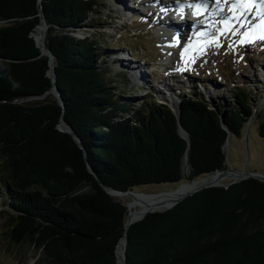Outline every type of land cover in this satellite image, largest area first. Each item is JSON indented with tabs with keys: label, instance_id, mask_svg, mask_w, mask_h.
Listing matches in <instances>:
<instances>
[{
	"label": "trees",
	"instance_id": "16d2710c",
	"mask_svg": "<svg viewBox=\"0 0 264 264\" xmlns=\"http://www.w3.org/2000/svg\"><path fill=\"white\" fill-rule=\"evenodd\" d=\"M101 4L0 0V205L5 238L35 250L36 264H116L127 207L95 177L117 191L174 189L226 169L225 144L242 137L251 118L264 138V103L256 108L264 93L256 85L235 86L215 102L196 90V78L171 79L177 115L153 91L134 108L116 55L125 46L107 45L97 31L107 20ZM40 12L64 112L53 95L36 99L52 86L48 57L33 37ZM86 29L94 34L78 36ZM61 116L95 177L72 136L58 130ZM125 255V264H264V181L207 188L146 215L129 227Z\"/></svg>",
	"mask_w": 264,
	"mask_h": 264
},
{
	"label": "rangeland",
	"instance_id": "374dc122",
	"mask_svg": "<svg viewBox=\"0 0 264 264\" xmlns=\"http://www.w3.org/2000/svg\"><path fill=\"white\" fill-rule=\"evenodd\" d=\"M173 1L102 0L101 14L107 17V20L101 21L105 25L97 31L104 34L102 38L105 39L104 42L107 41V45L119 42L125 46L124 50L119 49L116 53L127 73L129 93L125 100L137 108L138 99L153 91L152 95L159 103L178 105V91L171 89V79L184 77L196 78V90L203 92L209 100L213 98L215 102L222 96L229 97L235 86L245 89L248 86L254 88L256 85L254 91L264 93V81L261 82L264 75L260 74L264 71V41L256 40L241 46L237 35L217 37V25L212 23L215 16L213 0H208L205 21L201 16L199 19L202 23L195 20L193 24L182 27L186 30L184 37H181L185 39L183 43L177 47L172 40L162 42L158 34L162 25L175 23L169 20L173 12L168 19L165 16L159 17L158 13L165 6H172L173 3L170 2ZM192 28H206V33L217 38L220 46H216L215 40H208L207 34L193 41ZM84 33L94 34L93 29H86L79 32L78 36H84ZM185 48L188 49L187 52ZM198 49L200 51H197ZM182 52H185L183 60ZM132 56L136 60H131ZM249 79L252 84H247ZM199 81L211 84L212 93L205 90ZM263 103L264 99L258 101L256 108ZM258 124L259 121H253L249 127H245L242 137L230 136L227 140L224 148L226 168L264 175V138L257 135ZM186 174L187 170L184 168V175ZM228 181L224 179L221 183ZM172 187L174 185L171 184L147 185L134 188V191L152 194L169 191ZM2 207L0 205V264H36L40 255L35 250L26 245L17 247L5 238L7 215L2 212Z\"/></svg>",
	"mask_w": 264,
	"mask_h": 264
},
{
	"label": "water",
	"instance_id": "95a60500",
	"mask_svg": "<svg viewBox=\"0 0 264 264\" xmlns=\"http://www.w3.org/2000/svg\"><path fill=\"white\" fill-rule=\"evenodd\" d=\"M38 2L40 3V0H38ZM38 28L45 29V31L47 29L46 22L44 20L43 14L41 12L39 14V24L36 27V31L35 32H37ZM44 34H45V32H44ZM33 37H34V42L39 47L41 54L46 56V57H48V67H49L48 76L51 79V85H52L50 90L45 92L43 96L37 97L36 99H43L44 97H46L48 95H53L56 98V100L58 101L59 106L62 108V112H64V105H63V102L61 100V97H60L59 92H58L57 87H56V73H55L54 65H53V56H52L51 52L45 47L44 35H43V37H39V39H37L35 37V35H33ZM162 103L166 104L165 102H162ZM169 107L176 115L179 113L178 109L177 108L175 109L173 107V105H171ZM253 116L254 115H252V117ZM251 120H252V118L248 121L247 127H249V125L251 123ZM57 128H58V130L60 132L67 133V134L72 136V138L74 139V141L76 142L78 147L83 152V157H84L83 159H84L87 171L91 175H93L95 177V173H94V171L92 170L90 164L87 161L86 153H85V150H84V148L82 146V143H81L80 139L76 136V134L73 132L71 127L62 119V116L59 119V123H58ZM179 130H180V133L182 135H184V131L181 129V127H179ZM212 175H216V176L219 177V179H222V180L228 179L229 181L227 183H217L216 182V183H210V184H207V185H199V186L197 185L196 186L197 183H199L200 181H202L205 178H207L209 176H212ZM95 178H96V181L98 182V184L102 187V189L111 197H113L112 193H115V194H129V195H131L132 198L135 195H145V193L135 192L134 190L133 191H117V190H115V189H113L111 187H104L101 184L100 180L97 177H95ZM249 178H253V179L264 181V175H261V174H258V173L237 172L235 170L226 168L224 170H217L214 173L209 174V175H207V176H205V177H203V178H201L199 180H193V181L186 180V181L180 183L179 185H177L174 189H171L169 191L147 194V195L156 196V197L159 198L156 201L157 202V207L158 208H163V209H158V210L148 209V210H145L143 212H141V211H132V212H130L128 204L126 202H124L123 199L116 198V199H120L127 207V214L125 216L124 226H123L124 234L119 239V241H118V243L116 244V247H115L116 264H125V259H126V255H125L126 235H127V231L129 229V227L132 224L141 221L142 219H144V217L146 215H148L150 213L162 212V211L169 210L172 207H174L175 205L181 203L184 199H186L188 197H191L195 193H198V192H200V191H202L204 189L211 188V187L227 188L228 186H230V185H232V184H234L236 182H239L241 180H246V179H249ZM184 185H189V186L191 185V187L187 191L177 195L176 197H173V194L178 192V190L181 189ZM123 239H124V248H123V252H122V261L120 262L119 259H118V255H117V247H118V244L120 243V241L123 240Z\"/></svg>",
	"mask_w": 264,
	"mask_h": 264
},
{
	"label": "snow or ice",
	"instance_id": "6c2138e0",
	"mask_svg": "<svg viewBox=\"0 0 264 264\" xmlns=\"http://www.w3.org/2000/svg\"><path fill=\"white\" fill-rule=\"evenodd\" d=\"M185 6L191 8L193 15L198 18L207 14L208 4L202 0L194 4L187 3ZM213 6L215 16L212 23L217 25V37L237 35L241 46L256 40L264 41V0H213ZM207 38L210 41L215 40L216 46H220L218 39L210 33ZM187 50L185 48V52ZM185 52L181 53L182 60Z\"/></svg>",
	"mask_w": 264,
	"mask_h": 264
},
{
	"label": "bare ground",
	"instance_id": "6f19581e",
	"mask_svg": "<svg viewBox=\"0 0 264 264\" xmlns=\"http://www.w3.org/2000/svg\"><path fill=\"white\" fill-rule=\"evenodd\" d=\"M182 1H188L190 3H193V2H198V0H182ZM202 2H205V3H208V0H202ZM176 5V3H173L172 6H165L164 9L160 10L159 13H158V16L159 17H163L165 16L166 19H168L169 15L175 11H171L169 10L170 7H174ZM172 16V15H171ZM180 17V16H179ZM174 16H172L171 18H169V20L172 22L173 20V23H175V25H172L170 23H168V21L166 23L168 24H161L162 27H161V30L160 31H164V33L166 34L165 36H168L167 38L172 42H175L176 45L178 47V44H181L183 43V41H185V39H182L181 37H184L183 33L184 30L182 27L188 25L185 20V23L184 25L180 26L176 23V21H174ZM177 24V26H176ZM196 24V23H195ZM166 27V28H164ZM177 27H179L180 29H177ZM196 29L197 28H192V35H191V38L193 41H195L196 39L193 38L195 32H196ZM44 32H45V29H40L38 28L37 29V32H35V37L37 39H39V37H43L44 35ZM190 33H188L189 35ZM187 35V36H188ZM187 38V37H185ZM163 43H166L165 41H163ZM180 46V45H179ZM165 87V86H164ZM166 88V87H165ZM168 90V88H167ZM174 101V100H173ZM174 104V103H173ZM173 107L176 109L177 105H173ZM221 180L222 179H219L218 176L216 175H212V176H209L207 178H205L204 180L200 181L199 183L196 184V186L198 185H207V184H210V183H221ZM191 185H184L181 189L178 190V192H176L175 194H173V197H176L177 195L187 191L188 189H190ZM112 196L114 198H120V199H125L126 203L128 204L129 206V209H130V212L132 211H145V210H148V209H153V210H158V209H163V208H158L157 207V200L159 199L158 197L156 196H150V195H135L133 198L131 197V195L129 194H115V193H112ZM123 248H124V239L120 241V243L118 244V247H117V255H118V259L119 261L121 262L122 261V252H123Z\"/></svg>",
	"mask_w": 264,
	"mask_h": 264
}]
</instances>
